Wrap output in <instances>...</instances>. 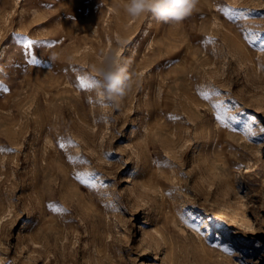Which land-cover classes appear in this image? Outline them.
<instances>
[{"label":"rangeland","instance_id":"1","mask_svg":"<svg viewBox=\"0 0 264 264\" xmlns=\"http://www.w3.org/2000/svg\"><path fill=\"white\" fill-rule=\"evenodd\" d=\"M124 3L0 0V264H264V0Z\"/></svg>","mask_w":264,"mask_h":264},{"label":"clouds","instance_id":"2","mask_svg":"<svg viewBox=\"0 0 264 264\" xmlns=\"http://www.w3.org/2000/svg\"><path fill=\"white\" fill-rule=\"evenodd\" d=\"M198 0H125L124 11L132 19L151 15L159 22L179 24L188 17L197 5ZM102 77V89L99 95L109 101H118L131 89V80L126 66L113 58L106 68L97 70Z\"/></svg>","mask_w":264,"mask_h":264},{"label":"snow or ice","instance_id":"3","mask_svg":"<svg viewBox=\"0 0 264 264\" xmlns=\"http://www.w3.org/2000/svg\"><path fill=\"white\" fill-rule=\"evenodd\" d=\"M33 41H31V40H29L28 42H27V45H26V47H31L32 45H33ZM28 55H31V53L29 52V53H27ZM81 87H86V85H84V83L83 82H81ZM87 87H92V85H87ZM61 147H63V145H61ZM226 251H227V249H225Z\"/></svg>","mask_w":264,"mask_h":264}]
</instances>
